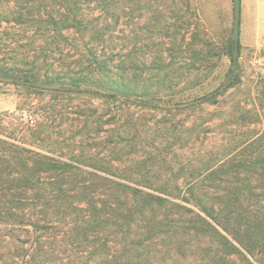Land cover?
<instances>
[{
    "label": "rangeland",
    "instance_id": "obj_1",
    "mask_svg": "<svg viewBox=\"0 0 264 264\" xmlns=\"http://www.w3.org/2000/svg\"><path fill=\"white\" fill-rule=\"evenodd\" d=\"M32 1L0 0V107H6L0 110V264L121 262L111 223L95 225L86 237L77 235L80 220L93 216L76 215L78 209L87 214L90 204L102 211L113 195L109 182L88 169H70L77 176L67 178L62 174L69 158L80 155L165 186L177 201L202 198L199 189L209 187L208 197L249 203L259 218L251 231L259 244L249 260L264 264V0H240L237 26L234 0H190L202 26L199 36L219 52L203 63L180 48L181 35L191 39L192 27L178 29L174 19H166L178 0L82 2L87 22L62 32L63 43L51 38V0ZM235 32L240 81L215 96L230 68L221 47ZM93 57L107 60L112 74L88 66L86 83L71 92L9 78L19 77L18 69L29 71L21 63L32 62L43 79L49 69L86 67ZM104 75L109 88L134 89L129 105L95 87V77ZM212 96L214 104L196 108ZM34 171L38 180L22 190ZM54 187L69 193L58 197ZM159 257L151 262L159 263Z\"/></svg>",
    "mask_w": 264,
    "mask_h": 264
},
{
    "label": "trees",
    "instance_id": "obj_2",
    "mask_svg": "<svg viewBox=\"0 0 264 264\" xmlns=\"http://www.w3.org/2000/svg\"><path fill=\"white\" fill-rule=\"evenodd\" d=\"M34 1L32 2L34 3ZM89 1L51 0L53 5L47 14L53 26L52 40L63 43V41H66V37L62 35V32H69L77 27L81 28L83 23L87 22L84 18L88 15L82 12L79 4ZM97 1L106 5L109 0ZM178 3L179 7L174 9L175 11L171 13L172 16L165 17L169 20L174 19L178 29L183 28L184 24L192 27L191 39H186L184 33L181 35L182 44L180 48L184 49L182 51H187L192 54V57H197L195 60H200L201 63L209 60V58L217 57L216 54L219 53L217 48L204 39L203 35L202 37L199 36L198 32L202 34V26L198 14L191 7L190 0H178ZM36 10L40 13L38 9ZM104 12L110 14L108 9H105ZM190 28L188 27L186 32ZM101 36L102 33L95 31V38H101ZM56 48H59L58 45H56ZM240 48L236 32L227 46L221 47L223 55L228 58L230 68L226 74L225 87L215 96H219L239 83L237 62ZM20 65H23L22 68L29 71L23 72L18 69L17 74H20V76L16 78L9 77L11 80L34 84L46 82L48 86H63L68 92H71L72 88L86 83L84 81L86 77L83 73L86 70L88 71V66L95 65V68H99V71L112 74L107 68V60H98L96 57L88 60L86 67L81 65L72 66L64 69L66 71H62L60 68L49 69V75L43 79L37 75L36 67L32 62H25ZM123 68H125V65ZM103 77L107 76L95 77L97 79L95 83L98 84L95 87L107 89L110 92L107 98L112 99L120 96L124 99V101L119 102V105H129L130 101L128 99L134 95L132 93L134 89L126 88L125 84H119L115 89L109 88L106 85L109 84L108 79ZM121 78H126V76L121 75ZM97 96L103 97L100 94H97ZM215 96L206 97L196 108L198 109L201 104H214L213 98ZM140 107L142 106L140 105ZM147 109L159 110L156 106H148ZM116 110L120 112L121 107H117ZM38 134H41L40 131L35 132V135ZM68 163L69 165L64 164L67 169L62 170L64 172L62 174L66 178L72 175L77 176L70 169L83 167L90 170L89 174L98 180L108 181V184L112 187V199L102 204V211L97 210L90 204L87 214L78 209L76 215L93 216L85 222L80 220L77 235L86 237L92 234L91 229L95 225L106 227L107 224L111 223L115 230V242L119 244V256H117L121 261L119 264H163L162 261H165L164 264H252L249 258L255 256L259 241L251 235V231L258 226L259 218L249 203L237 199L229 201L224 196L208 197L207 194L211 189L209 187L199 189L202 198H196L192 202L177 201L175 198H169L171 192L168 191L167 187H157L150 185L151 183L138 181L125 168L114 167L108 170L101 159L97 160L80 155L69 158ZM52 169L58 170L56 166H53ZM33 174L35 176L31 175V180L29 178L24 180L23 185L20 186L22 190L25 189L24 184L26 183L34 186L33 178H36L35 181L38 180V177H36L37 171H34ZM139 175V178H142L141 173ZM51 190L58 197L69 193V189L61 187H54ZM173 191H178L177 187ZM204 196L207 197L204 198ZM123 200L125 202H122ZM67 206H71V204L67 203ZM102 215H108L110 218L108 220L100 219ZM105 217L107 218V216ZM83 224L85 225L82 226ZM160 239L163 241L158 244L157 241ZM144 242H148L149 246ZM158 245L161 248L155 250ZM164 249H166L165 252H163ZM154 256H161L159 257L161 261L159 263L151 262Z\"/></svg>",
    "mask_w": 264,
    "mask_h": 264
},
{
    "label": "water",
    "instance_id": "obj_3",
    "mask_svg": "<svg viewBox=\"0 0 264 264\" xmlns=\"http://www.w3.org/2000/svg\"><path fill=\"white\" fill-rule=\"evenodd\" d=\"M240 0H234L235 25H238Z\"/></svg>",
    "mask_w": 264,
    "mask_h": 264
},
{
    "label": "crops",
    "instance_id": "obj_4",
    "mask_svg": "<svg viewBox=\"0 0 264 264\" xmlns=\"http://www.w3.org/2000/svg\"><path fill=\"white\" fill-rule=\"evenodd\" d=\"M6 107H5V105L4 106H1L0 107V110H3V109H5Z\"/></svg>",
    "mask_w": 264,
    "mask_h": 264
},
{
    "label": "built area",
    "instance_id": "obj_5",
    "mask_svg": "<svg viewBox=\"0 0 264 264\" xmlns=\"http://www.w3.org/2000/svg\"><path fill=\"white\" fill-rule=\"evenodd\" d=\"M29 122H30V124H33L34 121L33 120H30Z\"/></svg>",
    "mask_w": 264,
    "mask_h": 264
}]
</instances>
